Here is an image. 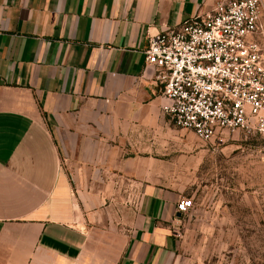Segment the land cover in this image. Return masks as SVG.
Masks as SVG:
<instances>
[{
  "label": "crops",
  "instance_id": "obj_1",
  "mask_svg": "<svg viewBox=\"0 0 264 264\" xmlns=\"http://www.w3.org/2000/svg\"><path fill=\"white\" fill-rule=\"evenodd\" d=\"M215 2L0 0V264L174 262L173 125L143 51Z\"/></svg>",
  "mask_w": 264,
  "mask_h": 264
},
{
  "label": "built area",
  "instance_id": "obj_2",
  "mask_svg": "<svg viewBox=\"0 0 264 264\" xmlns=\"http://www.w3.org/2000/svg\"><path fill=\"white\" fill-rule=\"evenodd\" d=\"M145 67L176 127L201 141L237 131L264 135V5L262 0H216L148 39ZM193 199L182 197V215Z\"/></svg>",
  "mask_w": 264,
  "mask_h": 264
},
{
  "label": "rangeland",
  "instance_id": "obj_3",
  "mask_svg": "<svg viewBox=\"0 0 264 264\" xmlns=\"http://www.w3.org/2000/svg\"><path fill=\"white\" fill-rule=\"evenodd\" d=\"M172 125L161 136L162 183L193 199L178 219L172 264H264V135L201 141Z\"/></svg>",
  "mask_w": 264,
  "mask_h": 264
},
{
  "label": "water",
  "instance_id": "obj_4",
  "mask_svg": "<svg viewBox=\"0 0 264 264\" xmlns=\"http://www.w3.org/2000/svg\"><path fill=\"white\" fill-rule=\"evenodd\" d=\"M178 215L180 216L181 214H180V213H178Z\"/></svg>",
  "mask_w": 264,
  "mask_h": 264
}]
</instances>
